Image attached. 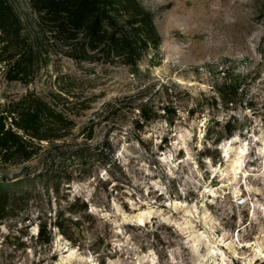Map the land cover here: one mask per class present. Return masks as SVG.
Wrapping results in <instances>:
<instances>
[{
    "label": "rangeland",
    "instance_id": "rangeland-1",
    "mask_svg": "<svg viewBox=\"0 0 264 264\" xmlns=\"http://www.w3.org/2000/svg\"><path fill=\"white\" fill-rule=\"evenodd\" d=\"M139 1L161 42L136 72L52 32L27 83L0 70L1 108L30 91L70 120L0 163V264H264V0Z\"/></svg>",
    "mask_w": 264,
    "mask_h": 264
},
{
    "label": "trees",
    "instance_id": "trees-1",
    "mask_svg": "<svg viewBox=\"0 0 264 264\" xmlns=\"http://www.w3.org/2000/svg\"><path fill=\"white\" fill-rule=\"evenodd\" d=\"M28 3L40 27L35 34L24 30L7 0H0V70L7 81H29L41 54L46 53L42 44L46 32L61 38L75 61L100 58L127 65L134 72L143 54L154 58L159 53L161 37L151 13L139 0H28ZM235 94L230 91L222 95V105H232ZM162 109L169 111L168 104ZM151 119L139 107L137 120ZM229 125L230 119H226L221 126L227 135L232 132ZM69 127L65 113L30 91L6 101L0 107V163L27 160L34 153L33 141L61 138ZM222 137L218 132L214 141Z\"/></svg>",
    "mask_w": 264,
    "mask_h": 264
}]
</instances>
